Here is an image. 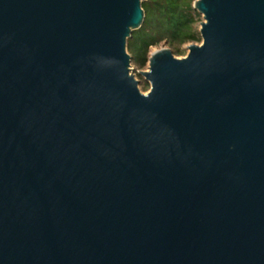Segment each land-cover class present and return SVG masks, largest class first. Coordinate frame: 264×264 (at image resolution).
Wrapping results in <instances>:
<instances>
[{"label": "water", "instance_id": "95a60500", "mask_svg": "<svg viewBox=\"0 0 264 264\" xmlns=\"http://www.w3.org/2000/svg\"><path fill=\"white\" fill-rule=\"evenodd\" d=\"M145 1L0 0V264H264V0H196L143 93Z\"/></svg>", "mask_w": 264, "mask_h": 264}, {"label": "trees", "instance_id": "16d2710c", "mask_svg": "<svg viewBox=\"0 0 264 264\" xmlns=\"http://www.w3.org/2000/svg\"><path fill=\"white\" fill-rule=\"evenodd\" d=\"M196 0H147L142 7L145 21L133 32L128 41V51L136 59H145L149 49L166 43L175 53L180 47L192 42H200L197 28L199 13L193 5Z\"/></svg>", "mask_w": 264, "mask_h": 264}, {"label": "rangeland", "instance_id": "374dc122", "mask_svg": "<svg viewBox=\"0 0 264 264\" xmlns=\"http://www.w3.org/2000/svg\"><path fill=\"white\" fill-rule=\"evenodd\" d=\"M200 16L198 17V23H197V28L198 30H200L201 28V23L204 21V18L201 14H199ZM202 40L200 42H192V43H197V44H201ZM192 43H189V44H186V45H183L180 47V52L179 53H174V55L177 57V58H183V57H186L189 53L188 51V46ZM164 47H167V48H170L165 42L162 43L160 46H153L149 49V51L147 52L146 56H145V59L144 61L142 62V60L140 59H136L134 54H132L130 51L129 54L132 55V63H131V67L133 68V72L136 76V79H138L140 81V90L143 92V93H147L150 89V83L147 82L144 77H142L141 75H139V72H142V71H147L149 69V59L151 57V55L158 49H161V48H164ZM171 49V48H170Z\"/></svg>", "mask_w": 264, "mask_h": 264}]
</instances>
